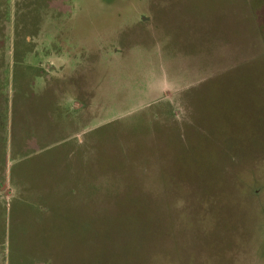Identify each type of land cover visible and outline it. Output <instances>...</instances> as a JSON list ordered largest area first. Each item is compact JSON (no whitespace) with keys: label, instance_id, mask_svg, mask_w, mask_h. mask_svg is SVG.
I'll return each instance as SVG.
<instances>
[{"label":"rangeland","instance_id":"1","mask_svg":"<svg viewBox=\"0 0 264 264\" xmlns=\"http://www.w3.org/2000/svg\"><path fill=\"white\" fill-rule=\"evenodd\" d=\"M0 264H264V0H0Z\"/></svg>","mask_w":264,"mask_h":264}]
</instances>
